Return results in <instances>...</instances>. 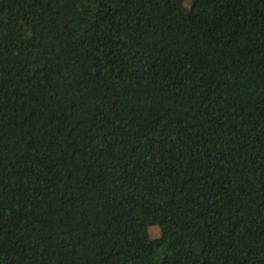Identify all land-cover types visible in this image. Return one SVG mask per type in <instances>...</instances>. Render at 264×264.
<instances>
[{
	"label": "trees",
	"instance_id": "1",
	"mask_svg": "<svg viewBox=\"0 0 264 264\" xmlns=\"http://www.w3.org/2000/svg\"><path fill=\"white\" fill-rule=\"evenodd\" d=\"M0 264H264V0H0Z\"/></svg>",
	"mask_w": 264,
	"mask_h": 264
},
{
	"label": "rangeland",
	"instance_id": "2",
	"mask_svg": "<svg viewBox=\"0 0 264 264\" xmlns=\"http://www.w3.org/2000/svg\"><path fill=\"white\" fill-rule=\"evenodd\" d=\"M18 27H19V29H25V23H24V21H23V19L20 17V20H19V22H18ZM159 234H160V231H159V229L158 228H156V227H153L152 229H151V236L152 237H156V236H159Z\"/></svg>",
	"mask_w": 264,
	"mask_h": 264
}]
</instances>
